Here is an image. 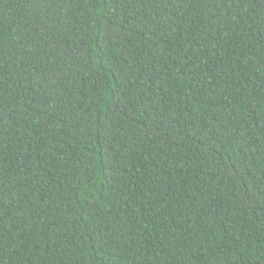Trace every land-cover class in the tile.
Instances as JSON below:
<instances>
[{"label":"trees","instance_id":"trees-1","mask_svg":"<svg viewBox=\"0 0 264 264\" xmlns=\"http://www.w3.org/2000/svg\"><path fill=\"white\" fill-rule=\"evenodd\" d=\"M0 264H264V0H0Z\"/></svg>","mask_w":264,"mask_h":264}]
</instances>
